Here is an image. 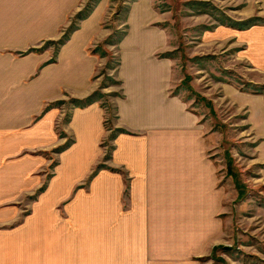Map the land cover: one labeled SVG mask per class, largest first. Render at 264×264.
Returning <instances> with one entry per match:
<instances>
[{"label":"crops","instance_id":"crops-1","mask_svg":"<svg viewBox=\"0 0 264 264\" xmlns=\"http://www.w3.org/2000/svg\"><path fill=\"white\" fill-rule=\"evenodd\" d=\"M233 1L264 13V0ZM81 3L0 0V264H202L226 241L227 191L198 118L171 95L152 1L131 6L116 48L103 0L59 44ZM100 68L118 82L102 89L117 135L101 169L103 103L70 102L103 86Z\"/></svg>","mask_w":264,"mask_h":264},{"label":"rangeland","instance_id":"rangeland-1","mask_svg":"<svg viewBox=\"0 0 264 264\" xmlns=\"http://www.w3.org/2000/svg\"><path fill=\"white\" fill-rule=\"evenodd\" d=\"M97 1L82 0L81 11L94 9ZM103 1L107 6L103 28L113 29L108 39L117 41L120 35H127L129 27L125 22L130 8L140 0ZM151 1L152 18L157 19H154V28L166 33L171 46L169 52H176L171 95L198 118L208 153L227 191L228 211L224 217L230 224L226 241L212 249L208 258L198 259V262L264 264V13L248 12L245 2L233 0ZM189 3L193 6H188ZM227 18L238 23L251 19L262 21L243 32L224 25ZM75 19L76 16L77 25ZM72 25L67 29L69 36ZM116 31L119 33L114 35ZM116 45L113 46L116 48ZM169 52L157 56L168 59L161 56ZM110 56L115 75L120 60L117 50ZM102 69L97 79L102 78L105 83ZM186 76L191 78L189 89L182 86ZM109 100L106 96L100 101L104 106V124L112 137L117 135L113 125L116 113ZM102 147L104 157L100 166L104 168L113 152L110 137ZM48 157L54 165L55 154L50 152ZM52 174L53 168L46 173V182Z\"/></svg>","mask_w":264,"mask_h":264},{"label":"trees","instance_id":"trees-1","mask_svg":"<svg viewBox=\"0 0 264 264\" xmlns=\"http://www.w3.org/2000/svg\"><path fill=\"white\" fill-rule=\"evenodd\" d=\"M98 2V1H97ZM193 6V3H189L188 6ZM95 6V4H94ZM194 7H192L193 9ZM93 10V7H90V11L87 12V11H80L77 15H76V20H85L86 18H88L91 14V11ZM262 20L261 19H251L249 21H246V22H234L232 21L231 19L227 18L223 21V24L224 25H227V26H230L232 28H235L237 30H240V31H245V30H248L250 28H252L253 26L255 25H259L261 24ZM74 25H72L71 29H70V32L69 33H73L74 31L77 30V25H75V23L73 22ZM119 32L116 31L114 32V35L115 34H118ZM125 35H120L117 39V41H112L111 38L108 39L106 41V44L108 45H116V44H119L121 43V41L123 40ZM69 34L68 32L64 35L63 39L59 42V44H63L65 41H67L69 39ZM102 48V47H101ZM94 53L96 54H99L100 56H104L106 55L105 52H103L99 47H96L94 50H93ZM175 54L176 52H169V53H164L161 57L162 58H168V59H173L175 58ZM108 68L109 69H112V65L111 63L108 64ZM102 75L104 76L105 78V83H103V86L100 87V89L98 91H96L92 96H90L89 98H87L86 100L84 101H80V100H71L70 102L73 103L76 107H85L86 105H89L91 103H93L94 101L96 100H101V99H104L106 96V94H104L102 92V89H104L108 84H118L117 81H115L112 77L108 76L107 73L105 71H102ZM191 78L189 76H186L185 80L182 82V86L186 89H189L190 86H189V80ZM202 100H205L204 98H202ZM58 104H62V102L58 103ZM113 137V136H112ZM112 137H110V139H112ZM69 144L66 145V147H68ZM63 149L65 148H61L60 151H62ZM102 166H100L101 168ZM229 173L232 174L233 172L231 171V169L229 170ZM44 190V188H42L40 190V192H42ZM222 249H224L225 251L229 250L228 247H222ZM216 250V249H215Z\"/></svg>","mask_w":264,"mask_h":264},{"label":"built area","instance_id":"built-area-1","mask_svg":"<svg viewBox=\"0 0 264 264\" xmlns=\"http://www.w3.org/2000/svg\"><path fill=\"white\" fill-rule=\"evenodd\" d=\"M112 76V75H111Z\"/></svg>","mask_w":264,"mask_h":264}]
</instances>
